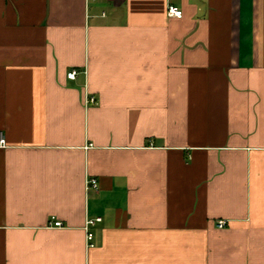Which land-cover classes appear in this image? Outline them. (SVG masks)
<instances>
[{
	"label": "crops",
	"instance_id": "obj_1",
	"mask_svg": "<svg viewBox=\"0 0 264 264\" xmlns=\"http://www.w3.org/2000/svg\"><path fill=\"white\" fill-rule=\"evenodd\" d=\"M1 139L0 264H264V0H0Z\"/></svg>",
	"mask_w": 264,
	"mask_h": 264
},
{
	"label": "built area",
	"instance_id": "obj_2",
	"mask_svg": "<svg viewBox=\"0 0 264 264\" xmlns=\"http://www.w3.org/2000/svg\"><path fill=\"white\" fill-rule=\"evenodd\" d=\"M166 13H167L168 18L181 19L183 17V12L179 8L174 7V6H169L166 10ZM77 76H78V72L75 70H72L67 74V78L70 80H75L77 78ZM95 102H96V100L93 96L87 95L84 98L85 106L92 105ZM0 144L1 145L4 144L3 139H1ZM85 188H86V190H97V188H98L97 181L93 178L86 179ZM101 221H102L101 218H96V219H88L85 222L84 231L86 234V236H85L86 244H87L86 247L88 249L93 247L92 241H93V237H94L92 232L90 231V228L92 226H94L95 224L101 222ZM48 226L50 228H56V229L63 227V225L60 221H53V219H52V221H50ZM225 226H226L225 221H218L216 223V228H218V229H224Z\"/></svg>",
	"mask_w": 264,
	"mask_h": 264
}]
</instances>
